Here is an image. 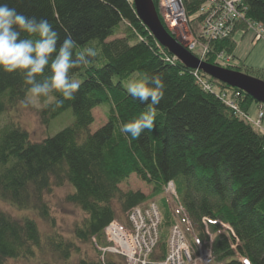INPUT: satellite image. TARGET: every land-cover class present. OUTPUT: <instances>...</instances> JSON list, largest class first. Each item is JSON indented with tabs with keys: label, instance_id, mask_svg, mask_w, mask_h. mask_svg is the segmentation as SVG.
Instances as JSON below:
<instances>
[{
	"label": "trees",
	"instance_id": "1",
	"mask_svg": "<svg viewBox=\"0 0 264 264\" xmlns=\"http://www.w3.org/2000/svg\"><path fill=\"white\" fill-rule=\"evenodd\" d=\"M153 1L157 8L158 0ZM243 1L246 20L264 27V0ZM0 3L27 17L46 19L60 42L67 36L77 41L76 53L88 47L97 51L88 65L70 70L73 79H82L73 100H64L58 107L57 101L63 100L59 92L39 97L44 102L40 112L44 124L72 109V125L41 141L32 140L30 132L16 121L0 127V199L22 212L15 216L0 208V264L46 252L67 264L80 252L78 241L105 246L104 229L120 219L119 213L158 201L162 208L160 250L151 259L161 261L167 252L165 227L177 223L164 194L170 181L175 183L192 224V233H187L192 245L193 233L207 240L203 218L218 220L220 223L208 224L216 264H244V258L250 264H264V134L235 114L215 91L205 89L195 73L221 91L234 88L186 67L162 47L140 20L133 0ZM200 4V0L187 2L188 17L197 13ZM124 23V35L118 36ZM236 47L233 35L214 41L205 61L217 65L218 53L233 55ZM134 73H162L166 87L156 106L153 130L131 140L120 133L122 123L148 107L133 99L124 86ZM50 74L46 68L37 79ZM28 87L21 72L0 69L1 117L26 101ZM241 92L240 106L248 114L255 101ZM103 103L109 104L107 122L92 131L93 111ZM133 175L151 187L149 195L120 188ZM65 184L74 189L66 200L85 213L76 222L71 239L56 230L45 199L54 187ZM36 217L49 223L53 232L45 234ZM181 222L185 225L183 218ZM113 256L106 255L105 262L100 256H84L79 264H121Z\"/></svg>",
	"mask_w": 264,
	"mask_h": 264
},
{
	"label": "rangeland",
	"instance_id": "2",
	"mask_svg": "<svg viewBox=\"0 0 264 264\" xmlns=\"http://www.w3.org/2000/svg\"><path fill=\"white\" fill-rule=\"evenodd\" d=\"M190 1H195V0H187L188 4ZM200 2L203 3L204 0H200ZM160 5H162V1L158 0V7L156 9H157L159 18L161 22L163 23V25L165 26V28L167 29V31L170 34L173 33L174 37L178 39L179 41H180L179 39L180 33L185 32L189 35V31H187L188 28L185 27L186 24H184L183 22H181V24L184 26L179 24L178 28H175V27L170 28L169 26L170 24H168V22L165 21V19H163L162 13H165V11L163 8H161ZM190 18L193 21V23L191 24L194 25V27H198L200 30L203 28L202 18L198 19L196 14L191 16ZM240 22L241 23L237 25V27L231 34V36L233 35L234 40L237 42V47L235 49L234 54L233 55L230 54L231 56L230 62L227 64L225 63L218 64V62H216L217 66H221V67L232 69V70H237L247 75H250L254 78L264 80V36L261 40H257L256 32L253 29L255 28L253 27L254 26L253 22L249 20H244V19ZM126 26L127 25L125 23L120 26V29H119L120 33L118 34V36L124 35ZM199 29L197 33L200 32ZM194 33L196 34V32ZM139 74L141 73L132 74L127 80L124 81V86L126 87V84L129 79ZM75 79L79 80L80 82L82 81V79L78 77ZM213 89L215 91L220 90L219 88H217V86H214ZM52 100H53V97H50L49 101L51 102ZM43 107H44V102H42L39 98H32L30 94H28L26 101H22L18 103L15 107L5 112L2 117L0 116V127L6 123L11 122L12 120L16 121L17 123H19L20 126H22L23 128H25L26 130L30 132L32 140L41 141L48 136H53L57 134L59 131L72 125L75 121V117L73 115L72 109H68L64 111L62 114L58 115L56 118H54L49 125H46L42 122V119L40 116V112L43 109ZM108 110H109L108 103H103L94 109L93 113L95 117V122L91 125L92 131H96L103 124H105V122H107L106 115H107ZM259 111H264V105L257 103V102H253L252 104H250L248 108L249 117L252 120H257ZM120 188L124 191L130 190V189L141 190L147 195H149L152 190L149 185L139 180L138 177L135 175H133L129 179V181L122 183L120 185ZM73 190L74 189L70 184H65L61 187H54L52 192L46 194V197H45V199L47 200L50 206L51 214L53 218L55 219L56 230L62 233L66 238H69V239L73 238V230H74V226L76 222L82 220L85 216V213L82 212L81 209H79L77 206H75L72 203H69L66 200L67 195ZM175 190H176L177 199L182 204L185 210V207L183 205V202L181 200V197H180V194L178 192L176 185H175ZM155 200H158V198H155ZM168 201L170 203L172 213L176 217V222L182 224L183 230L186 233V235L189 230H190V233H192V228L187 226V224L183 225V223L181 222L182 214L178 208L177 203L169 199ZM158 202H155L157 204L156 209L159 210L160 212L162 208ZM147 205L148 203L144 206H147ZM115 206L118 207L119 206L118 203H116ZM0 208L3 211L8 212L15 216L22 215L21 211L17 210L16 208L11 206L7 202L2 201L1 199H0ZM146 211L144 212V214L147 213ZM28 213L29 215L34 214V213H30L29 211ZM132 213L135 215L136 214L135 210L130 211L129 214L119 213L120 219H116V220L119 221V224L124 226L127 231H130V232L132 231L133 235L136 236L139 233V231L135 229V222L131 220L133 223L132 222L130 223V221H128L129 217L127 218L128 215L129 216L131 215L130 219H132ZM185 213H186V210H185ZM36 218L39 219L38 220L39 225L45 234H49L53 232V228L51 227L49 223L42 221L39 217H36ZM218 223H220V221H218ZM133 224H134V227H133ZM221 225L227 228V225L223 223H221ZM165 230H166V234L168 235L166 257L161 261H156V262L154 261L151 264H166V263L173 264L174 263V261L170 259L174 251V250L171 251L172 246H170V240H171V236L173 235L174 227L173 225L171 227L170 226L165 227ZM205 232L207 235L209 246H212L213 235L209 231L208 227H205ZM148 233L149 232L147 231L140 232L141 236L145 237L144 241L146 243H148L151 240L149 237L150 235ZM160 235H161V225H160ZM192 237L194 236L192 235ZM111 242L107 240L108 244L104 246L101 244L97 245L96 243L94 245L92 243H81L78 241L77 244L80 247L79 248L80 252L74 253L72 255L71 260L67 264H79L81 257H84V256H88L90 258H97L98 256H100V259L102 260V262H105L106 260L105 256L108 254H112V253L109 252V253L104 254L101 248L114 247L115 242L113 241ZM159 245H160V240L157 244V247L152 252V254H150L147 257L146 253L143 251L144 249H146L144 243H142V245L138 243L136 244L139 251H143L141 254V258H149L150 261H152L151 259L152 255L159 253V250H160ZM235 247L236 246H233V248ZM118 249L120 250L119 246H118ZM118 254L119 255H116V254H112V255H116V256H113L114 259H116L117 261H121V264H133V263L141 264V262L135 261V260H133L132 261L133 263H132L131 260H129L123 254V252L122 253L118 252ZM182 257L184 260H187L188 252L184 253ZM213 258H214V255H213ZM8 264H66V263L63 261L57 260L55 257H53V255L50 252H46L44 254L38 253V255L35 258H31V259L21 258V259L9 260ZM213 264H216L215 258H214Z\"/></svg>",
	"mask_w": 264,
	"mask_h": 264
},
{
	"label": "built area",
	"instance_id": "3",
	"mask_svg": "<svg viewBox=\"0 0 264 264\" xmlns=\"http://www.w3.org/2000/svg\"><path fill=\"white\" fill-rule=\"evenodd\" d=\"M159 1H162V5L160 6L165 11V13H162L163 19L170 24V28H178L179 24L182 25L181 22L186 24L185 27L188 28L187 31H189V35L185 32L180 33V42H182L190 52L203 61H205V58L210 53V45L212 42L227 39L231 36L237 25L241 23L240 21L243 19L246 20L247 6L243 0H204L203 3L201 2L196 13L198 19L202 18L203 28L200 30L198 27H194V25L191 24L193 21L188 17L186 0ZM253 24V27H255L253 29L256 32V39L261 40L264 36V27L254 22ZM198 29L200 31L199 33H197ZM194 32H196V34ZM175 59L176 58H173V61H175ZM230 59V55L225 52H220L217 54L216 62H218V64H227L230 62ZM195 74L205 89L215 91L213 86L205 78L198 76L197 72ZM215 92L223 99L224 103L235 112V114L251 123L256 129L264 134V111H259L257 120H252L249 117V114L245 113L240 106V99L242 97L241 90H235L234 88L232 90H217ZM164 194L169 200L177 203L178 208L185 219V223L192 228V224L188 219L182 204L177 199L174 182L170 181L165 185ZM156 206V203H149L147 206L140 205L130 210H135L136 212L135 215L132 213V219H130L131 215H128V221L131 223V220H133L135 222V229L139 231L136 236L133 235L132 231H127L117 220H113L109 223L104 229L105 236L109 242H115V246L101 248L104 254L110 252L119 255L118 252H123L131 262L135 260L141 262V264H151L152 261H150L149 258H141V254L144 251L148 257L157 247L160 240L162 216L159 210L156 209ZM145 211L147 213L144 214ZM216 222L218 221L203 218L205 227H208L209 223ZM173 227L174 231L170 240V246H172L171 251L174 250L170 258L174 261L173 264H213V251L211 246H209L208 239L202 241L194 235L193 239L195 246L192 247L182 226L179 223H176ZM227 228L229 227L227 226ZM141 231L149 232L148 234L150 235L149 237L151 240L148 243L144 241L145 237L141 236ZM137 243L140 245L144 243L146 249L139 251L136 246ZM124 244H126L127 247H125ZM118 246L120 250L118 249ZM187 252V260H184L182 256ZM242 261L244 264H250L249 259L244 258Z\"/></svg>",
	"mask_w": 264,
	"mask_h": 264
},
{
	"label": "clouds",
	"instance_id": "4",
	"mask_svg": "<svg viewBox=\"0 0 264 264\" xmlns=\"http://www.w3.org/2000/svg\"><path fill=\"white\" fill-rule=\"evenodd\" d=\"M22 34H25L22 37ZM77 41L67 36L62 42L52 24L46 19L37 20L18 13L6 3H0V69L7 73L21 72L27 92L32 98L49 97L59 92L63 100H73L81 87L70 70L88 65L97 56L93 47L79 53L74 50ZM50 75L43 80L45 69ZM163 74H139L129 79L127 93L147 110L129 122L122 123L119 131L126 138L138 139L145 130H153L157 108L165 94Z\"/></svg>",
	"mask_w": 264,
	"mask_h": 264
},
{
	"label": "water",
	"instance_id": "5",
	"mask_svg": "<svg viewBox=\"0 0 264 264\" xmlns=\"http://www.w3.org/2000/svg\"><path fill=\"white\" fill-rule=\"evenodd\" d=\"M133 3L140 20L158 43L186 67L202 71L220 83L239 89L251 96L255 102L264 105V80L201 60L167 31L159 18L153 0H133Z\"/></svg>",
	"mask_w": 264,
	"mask_h": 264
},
{
	"label": "bare ground",
	"instance_id": "6",
	"mask_svg": "<svg viewBox=\"0 0 264 264\" xmlns=\"http://www.w3.org/2000/svg\"><path fill=\"white\" fill-rule=\"evenodd\" d=\"M124 245H125V247H127L126 244H124Z\"/></svg>",
	"mask_w": 264,
	"mask_h": 264
}]
</instances>
